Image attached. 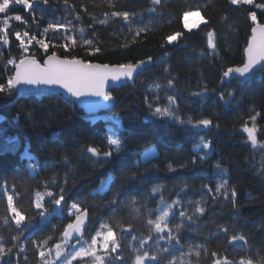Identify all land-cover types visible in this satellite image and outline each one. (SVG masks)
I'll return each instance as SVG.
<instances>
[{
    "label": "trees",
    "instance_id": "1",
    "mask_svg": "<svg viewBox=\"0 0 264 264\" xmlns=\"http://www.w3.org/2000/svg\"><path fill=\"white\" fill-rule=\"evenodd\" d=\"M30 1L31 12L12 6L7 24L0 14V29L9 41H0V84L14 73L9 61L21 58V41L27 54L41 61L44 51L35 43L39 39L49 43L48 54L55 51L61 57L109 65L134 63L149 56L153 61L131 82L110 91L115 103L103 113L86 114L60 93H24L16 88L11 93L0 92V237L5 247L12 246L11 237L18 232L5 193L12 195L15 206L30 218L19 230L24 250L17 247L11 256L0 258V264H64L55 258L54 247L66 242L64 257L75 243L63 237L77 215L69 211L73 203L86 209L88 218L84 236L76 242L91 244L92 237L99 234L95 253L103 264H134L135 256L145 251L149 258L143 264H214L224 259L264 264V99L258 97L264 95V67L243 82L229 79L220 84L225 68L244 62V48L253 27L248 13L255 11L257 23L264 24V10L233 5L230 0H112L115 7L109 0ZM254 4H264V0H254ZM193 10L208 22L186 30L183 15ZM112 11L134 15L129 21L105 16ZM16 14L23 21H16ZM50 23L65 28L45 33ZM209 30L215 33L216 53L207 45ZM15 33L20 34L19 39ZM176 33L181 34L178 41L166 44L165 37ZM68 36L75 40L74 46ZM84 40L92 41L91 47H100L102 52L90 54ZM65 43L69 50L63 47ZM205 88L207 95H195ZM230 91L235 93L230 103L218 99L221 92ZM226 99L230 98L226 95ZM157 107L184 121L191 119L193 124L203 118L213 124L207 129L180 124L153 115ZM256 113L260 115L255 121L257 143L253 145L244 126L253 127L250 117ZM110 126L122 141L120 153L96 163L81 155V149L89 145L108 151ZM204 141L210 143V153L195 151L193 147ZM149 147L157 150L156 155L141 161L140 152ZM193 157L198 158L195 166ZM28 160L36 164L34 173ZM169 166L175 170L170 171ZM108 175L107 185L96 189ZM133 175L137 178L131 179ZM221 185L224 187L217 193ZM157 187L159 192L154 193L152 189ZM110 188L111 198L99 197ZM61 189L65 205L54 209L45 197L47 218L38 216L32 206L36 192L51 190L58 196ZM233 190L237 193L235 204ZM176 200L180 205L168 209ZM198 201L206 209L203 214L194 211ZM165 209L169 211L168 227L156 233L149 221L155 222ZM181 210L192 219L180 217ZM177 224L182 225L178 233L174 231ZM221 226H228V232ZM109 227L119 247L106 253L100 244ZM170 230L179 235V243L167 238ZM240 234L245 241L229 243L232 235ZM40 252L45 253L43 258ZM213 252L218 255L213 257ZM153 255L156 260L150 258ZM73 264L95 261L78 257Z\"/></svg>",
    "mask_w": 264,
    "mask_h": 264
},
{
    "label": "snow or ice",
    "instance_id": "2",
    "mask_svg": "<svg viewBox=\"0 0 264 264\" xmlns=\"http://www.w3.org/2000/svg\"><path fill=\"white\" fill-rule=\"evenodd\" d=\"M46 2V0H45ZM154 3H158L159 0H153ZM231 4L233 5H253L254 7L260 8L264 10V4H254V0H230ZM110 6L115 7L114 4H112V0H109ZM22 6L26 12H31L33 10V4L30 2V0H0V14H4L5 19L4 23L7 24L9 17L7 16V13L11 10L12 6ZM110 15L111 17L115 18H121L123 21H129L131 16L134 15V13H129L128 11H112L111 13H105V16ZM189 15H196L200 16V12H185L184 16L187 17ZM249 18L252 21L253 27L251 29L252 36L248 40L247 47L244 48V54L245 59L244 62L240 66H229L225 68L220 73V84H223L226 80V78L233 77L237 79L238 81H245L250 79L254 73H255V66L260 65L264 67V24H258L257 23V14L255 11L248 13ZM14 19L16 21H23V17L20 14H16L14 16ZM106 21H101V23H105ZM208 21H204V23H207ZM187 23L185 24V28H187ZM65 28L63 24H52L50 23L48 27L44 30L45 33H47L50 29L51 30H60ZM145 31V30H141ZM4 30L0 29V41H3L5 44H7L9 41L6 39L5 35L3 34ZM17 36V39L20 38L19 33H15ZM25 36H27V33H24ZM139 35V33H137ZM180 33H176L173 35H169L165 37V43L166 44H173L174 42L178 41L180 38ZM214 35L215 33L211 30L207 32V45L208 48L212 50L213 53H216V45L214 43ZM67 40L72 41L73 46L75 45V40L71 36H68L66 38ZM36 44L39 45L40 49L44 51V57L41 60H38L35 55H28V48L25 46L24 42L21 41V48L23 49L22 56L19 59L18 62L9 61V64H11L15 71L14 73L8 77L5 84H0V92L5 93H11L18 85H27L31 88L41 89L42 87H48V88H56L59 87L67 94H69L72 97H83V96H96V97H102L105 101L114 102V98L111 95L110 92L105 91V82L111 79L113 82H119L122 80V78L127 79H133L134 73H136L142 66L149 64L153 61V58L151 56L147 57L146 60H139L134 63H120L117 65H109V64H100V63H93L88 62L84 59L77 58L76 56H72L71 58L65 56L63 58L59 57L55 51H52L51 54H48L49 50V43H46L44 39H39L35 41ZM85 45H88L90 48V54L95 55L102 52V49L100 47L92 48L91 44L92 41L90 40H84L83 42ZM28 44H32V40L28 41ZM63 47L66 50L68 49V44L65 43ZM163 47V45H162ZM218 55V53H217ZM235 74V76H233ZM168 85L171 86L173 81L169 79L167 81ZM213 91H215L213 89ZM208 93V89L205 88L202 91L195 93V95L198 96H205ZM229 97L230 99H226ZM169 101H171L173 98L168 97ZM218 99L222 101L223 103L227 104L230 103L231 99H235V93L234 91H230L227 93L221 92L218 96ZM149 109L151 110V105H149ZM153 115L160 116V117H170L173 120L177 121L180 124H189L194 128H210L212 127L213 121L208 118L199 119L196 121L195 124L192 123L191 119H188L187 121H184L180 119L178 116H173L172 112L168 109L162 110L161 108L157 107L155 108ZM260 113H256L255 115H252L250 117L251 121L253 122V127H248L247 124L244 126V131L248 135V139L252 142L253 145L257 143L256 141V128H255V121L257 116H259ZM107 140V146L108 151L101 152L100 149L97 147H93L91 145L87 146L86 148L81 149V155L88 156L90 159H93L94 163L99 162L100 159H103L105 161H109L114 154L120 153V151L123 148L122 141L119 138H113L112 135L106 136ZM200 148L202 150L210 149L209 143H203L200 145ZM207 155V153H206ZM197 157H193L191 163L193 166L197 163ZM199 160L201 162L204 161V157H199ZM32 169H35L36 164H32L30 166ZM170 171H174L171 166H169ZM221 171H225L221 169ZM261 172H264V169H261ZM137 177L133 175L131 179H136ZM205 189L210 190V186L203 185ZM224 186L221 185L220 187H217L216 192L220 193L221 189ZM152 191L154 193L159 192V188H153ZM7 207L8 211L12 214V221L17 226L18 232L17 235H14L11 237V241L14 242L11 247H5V242L2 237H0V258H3L4 256H11L13 252L17 250V247L21 249V251L24 250L23 245L20 244L22 232L19 230L24 227V222L26 220H29L30 218L27 217L20 209H18L14 202H13V196L7 195ZM225 196H227V193H225ZM237 196V193L235 190L231 192V198L233 204H235V198ZM47 197L52 201V207L54 209L56 208H62L66 203V197L64 195V189H61L59 195L51 190H48L46 192H36L35 194V200L32 202V206L37 210V215L41 218L46 219V213L44 211L45 209V203L44 199ZM118 202V201H117ZM180 201L176 200L173 201L172 205H168V209H171L173 205H180ZM202 202L198 201L197 206L195 207V212L199 214H203L206 209L205 207L200 206ZM72 209H75L77 213H80L76 216V225L75 230L77 232L80 231V226L83 223V216L86 214V209H81L79 203H73L69 206V211ZM168 209H165L162 211V213L156 218L155 222L149 221L150 224L154 223V229L156 233H161L164 231L165 228L168 227L166 218L169 216ZM180 217H187V219L191 220L192 217L188 216V213L184 210H181L179 212ZM73 225L69 223L63 232V236L67 238L70 233L68 232V228H72ZM182 225L177 224L175 225L174 231L176 233L179 232ZM130 230V229H129ZM221 230L225 233L228 232L229 228L228 226H221ZM98 235L92 237L91 245L89 247H81L79 244L76 245V250L74 254H67L64 257H61V259L64 261V264H73V261L77 260L78 257H92L94 258L95 264H103V260L101 256L96 255L95 253V247L98 243ZM160 239H165L164 236H160ZM167 238L169 240L176 241L179 243V235H173V231L170 230L168 233ZM245 241V236L243 234L240 235H232L229 238V243L232 241ZM34 244H39V241H35ZM59 245H57V255H60L59 252ZM100 247H102L105 252H116L119 245L117 244L116 240V234L115 232L109 227L107 230L106 235L103 237V243L100 244ZM213 257L217 256L218 253L213 252L211 253ZM41 258L45 256L44 252H40ZM146 258H149V253L145 251L143 255H136L134 264H143ZM152 260H156L157 257L155 255L150 257ZM57 264H60V261L57 262ZM214 264H236L235 261H228L227 259L215 261ZM240 264H245V262L242 260ZM247 264H251V261H248Z\"/></svg>",
    "mask_w": 264,
    "mask_h": 264
},
{
    "label": "water",
    "instance_id": "3",
    "mask_svg": "<svg viewBox=\"0 0 264 264\" xmlns=\"http://www.w3.org/2000/svg\"><path fill=\"white\" fill-rule=\"evenodd\" d=\"M258 24H261V23H258ZM251 36H252V31H251L250 37ZM244 56H245V54H244ZM59 57H61V56H59ZM61 58H63V57H61ZM93 63H96V62H93ZM147 65L148 64L142 66L136 73H134V78H136L137 75L140 72H142L146 68ZM261 68H262V66H260V65L255 66V72L257 70L261 69ZM14 71H15V69H14ZM233 76H235V74H233ZM133 79L130 80V79H127V78H122V80L119 81V82H113L109 78V80H107L105 82V89L104 90L107 91V92H110L112 89L120 88L121 86L125 85L126 83L131 82ZM229 79H235V78L229 77V78H226L225 81H227ZM16 89H18L19 91L24 92V93H32V92H34V93L35 92H37V93H45V94H58V93H60L63 97L72 99L74 101V103L76 104V106L78 108L82 109L86 114H97V113L106 112L115 103V98L114 97H113L114 98V102L105 101L102 97H96V96H83V97H79V98L72 97L69 94H67L65 92V90H63V89H61L59 87H56V88L42 87L41 89H36V88H31L30 86H27V85H18L16 87ZM79 214L80 213H78L77 215H79ZM76 216L70 222L73 225V227L67 229L68 232L70 233V235L67 238H65L63 236L64 239H66L67 241L72 242V243L80 240L84 236V227H85V225H86V223L88 221L87 213H86L83 216V223L80 226V231L77 232L75 230V225H76V219L75 218H76Z\"/></svg>",
    "mask_w": 264,
    "mask_h": 264
},
{
    "label": "rangeland",
    "instance_id": "4",
    "mask_svg": "<svg viewBox=\"0 0 264 264\" xmlns=\"http://www.w3.org/2000/svg\"><path fill=\"white\" fill-rule=\"evenodd\" d=\"M30 2H31V1H30ZM31 3H33V2H31ZM196 11H197V10L188 11V12L192 13V12H196ZM204 21H205V19H204V17L201 15V13H200V16L189 15V16L185 17V16L183 15V26H184V29H186V30L197 29V28H199V27L204 23ZM186 23H187V25H188L187 28H185V24H186ZM258 97L264 99V95H262V94H259ZM107 132H108V135H112L113 138H118L117 130L114 129L112 126L108 127ZM203 143H209V142H207V141L201 142L200 144H198V145H196V146L193 147L194 150L197 151V150L201 149V148H200V145H202ZM209 144H210V143H209ZM206 151H207L208 153H210V151H211V145H210V149H206ZM156 153H157V150H156L154 147H149V148L143 150L142 152H140V156H139V158H140L141 161H144V160H147L148 158H150V157L156 155ZM136 161H138V160L136 159ZM32 164H34V163L31 162L30 160H28V166H29L31 172L34 173V172H35V169H32V168L30 167ZM109 178H110V175H108V176L105 178V180L100 184V186H98L96 189L101 188V187L104 186V185H107V181L109 180ZM112 194H113V192H112V188H110V189H109L104 195H101V196L99 195V197L102 198L103 200H105V199H109V198H111V197H112ZM151 201H152V203H156V200H154V199L151 200ZM72 210H73V214H78V213L76 212L75 209H72ZM75 216H76V215H75ZM77 244H78L77 242H75V243L72 244L73 247H72V249H71L70 254H74V252H75L76 250H78V248H76V245H77ZM57 245L60 246V247H59V252H60V255H59V256L57 255V251H58V249H57ZM57 245L54 247L55 258H61V256H63V254H65V253L67 252V249H66V248H67V247H66V246H67V243H66V242H62V243L57 244ZM79 245H80L81 247H85V248H87V247H89V245H91V244L89 243L88 245H84V244H79Z\"/></svg>",
    "mask_w": 264,
    "mask_h": 264
}]
</instances>
